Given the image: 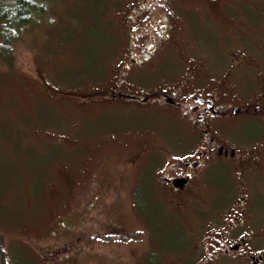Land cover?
Masks as SVG:
<instances>
[{"label":"rangeland","instance_id":"374dc122","mask_svg":"<svg viewBox=\"0 0 264 264\" xmlns=\"http://www.w3.org/2000/svg\"><path fill=\"white\" fill-rule=\"evenodd\" d=\"M35 1L45 3L44 12H33L8 46L11 63L0 57V249L8 263L185 259L195 252L196 208H215L217 191L200 180L190 195L197 203L171 196L162 204L151 189L157 155L164 164L181 130L167 110L110 92L150 96L164 87L165 75L189 70L230 80L225 70L247 42L241 65L249 77L236 79L264 84L256 71L264 55V0ZM161 12L173 24L165 51L135 82L119 84L120 65L129 56L139 61L146 49L132 33L143 35Z\"/></svg>","mask_w":264,"mask_h":264},{"label":"flooded vegetation","instance_id":"af4514ba","mask_svg":"<svg viewBox=\"0 0 264 264\" xmlns=\"http://www.w3.org/2000/svg\"><path fill=\"white\" fill-rule=\"evenodd\" d=\"M140 7V12L146 10L143 2ZM179 9L198 14L196 7H174ZM171 28L173 24L161 12L142 31L144 36L132 33L131 37H139L136 46L146 49L142 48L139 61L129 56L120 65L119 84L135 82L145 71L144 65L155 63L162 56L172 38ZM247 47L248 42L243 52L239 50L240 54L232 56L234 60L225 70L233 74L230 80L218 83L214 76H206L204 70L201 75L189 70L183 75H165L164 87L153 90L150 96L125 91L138 96L140 99L133 100L140 104L167 110L181 130L179 142L170 144V156L164 164L163 157L157 155L159 164L155 166L157 175L151 189L161 197L162 204L171 196L176 203L184 198L183 203H197L190 195L199 189L200 180L204 186L212 185L219 198L215 208L205 202L196 208L199 212L192 221L196 236L191 238L193 254L185 261L148 260L146 264H264V84L236 79L249 77L241 65L242 58L249 55ZM261 58V70L256 66V71L264 74V55ZM132 74L136 79H131ZM123 93L118 87L110 92V97ZM161 139L168 143V139ZM136 191L143 193L140 187ZM145 217L140 214L142 220ZM195 256L198 258L193 260Z\"/></svg>","mask_w":264,"mask_h":264},{"label":"trees","instance_id":"16d2710c","mask_svg":"<svg viewBox=\"0 0 264 264\" xmlns=\"http://www.w3.org/2000/svg\"><path fill=\"white\" fill-rule=\"evenodd\" d=\"M44 4L35 0H7L6 3L0 6V57L5 62L11 63L9 53L11 49L9 50L8 46L20 39V32L33 19V12H35V15L44 12ZM125 94L123 93L120 97H124ZM135 97L138 96L135 95ZM8 262L5 253L0 249V264H10Z\"/></svg>","mask_w":264,"mask_h":264},{"label":"water","instance_id":"95a60500","mask_svg":"<svg viewBox=\"0 0 264 264\" xmlns=\"http://www.w3.org/2000/svg\"><path fill=\"white\" fill-rule=\"evenodd\" d=\"M125 98H129V99H139L138 97L132 96V95H125Z\"/></svg>","mask_w":264,"mask_h":264},{"label":"bare ground","instance_id":"6f19581e","mask_svg":"<svg viewBox=\"0 0 264 264\" xmlns=\"http://www.w3.org/2000/svg\"><path fill=\"white\" fill-rule=\"evenodd\" d=\"M21 36V35H20Z\"/></svg>","mask_w":264,"mask_h":264}]
</instances>
